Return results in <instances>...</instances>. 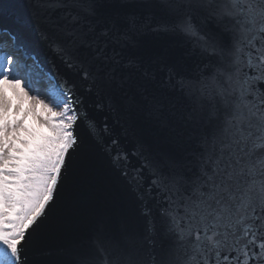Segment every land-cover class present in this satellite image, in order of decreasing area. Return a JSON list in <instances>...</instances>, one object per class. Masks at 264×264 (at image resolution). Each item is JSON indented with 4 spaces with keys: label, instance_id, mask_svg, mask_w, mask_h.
<instances>
[{
    "label": "snow or ice",
    "instance_id": "snow-or-ice-1",
    "mask_svg": "<svg viewBox=\"0 0 264 264\" xmlns=\"http://www.w3.org/2000/svg\"><path fill=\"white\" fill-rule=\"evenodd\" d=\"M0 264H264V0H0Z\"/></svg>",
    "mask_w": 264,
    "mask_h": 264
},
{
    "label": "water",
    "instance_id": "water-1",
    "mask_svg": "<svg viewBox=\"0 0 264 264\" xmlns=\"http://www.w3.org/2000/svg\"><path fill=\"white\" fill-rule=\"evenodd\" d=\"M11 22H12V21H11L10 18L7 19V20H5V21H3V23H5V24L11 23ZM57 243H59V242H58V241H51V242H50V245L54 247Z\"/></svg>",
    "mask_w": 264,
    "mask_h": 264
}]
</instances>
